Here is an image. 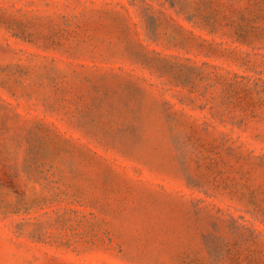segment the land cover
<instances>
[{
  "label": "rangeland",
  "instance_id": "rangeland-1",
  "mask_svg": "<svg viewBox=\"0 0 264 264\" xmlns=\"http://www.w3.org/2000/svg\"><path fill=\"white\" fill-rule=\"evenodd\" d=\"M0 264H264V0H0Z\"/></svg>",
  "mask_w": 264,
  "mask_h": 264
}]
</instances>
